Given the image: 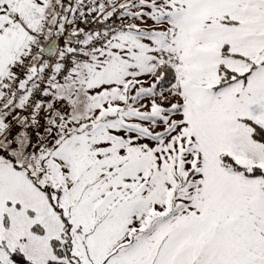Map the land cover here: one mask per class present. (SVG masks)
I'll use <instances>...</instances> for the list:
<instances>
[{"label":"snow or ice","instance_id":"snow-or-ice-1","mask_svg":"<svg viewBox=\"0 0 264 264\" xmlns=\"http://www.w3.org/2000/svg\"><path fill=\"white\" fill-rule=\"evenodd\" d=\"M0 264H264V0H0Z\"/></svg>","mask_w":264,"mask_h":264}]
</instances>
